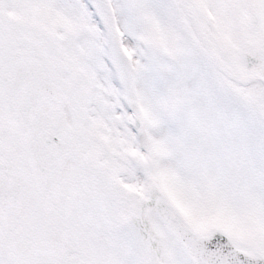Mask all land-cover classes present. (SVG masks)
Returning <instances> with one entry per match:
<instances>
[{"label":"snow or ice","instance_id":"snow-or-ice-1","mask_svg":"<svg viewBox=\"0 0 264 264\" xmlns=\"http://www.w3.org/2000/svg\"><path fill=\"white\" fill-rule=\"evenodd\" d=\"M0 264H264V0H0Z\"/></svg>","mask_w":264,"mask_h":264}]
</instances>
